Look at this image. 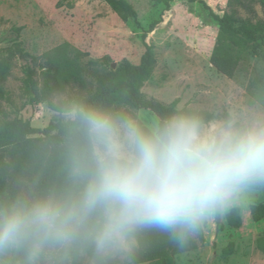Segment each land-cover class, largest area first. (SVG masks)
<instances>
[{"label":"clouds","instance_id":"clouds-1","mask_svg":"<svg viewBox=\"0 0 264 264\" xmlns=\"http://www.w3.org/2000/svg\"><path fill=\"white\" fill-rule=\"evenodd\" d=\"M58 108L63 179L0 195V264H137L149 233L183 247L264 189V108Z\"/></svg>","mask_w":264,"mask_h":264},{"label":"rangeland","instance_id":"rangeland-1","mask_svg":"<svg viewBox=\"0 0 264 264\" xmlns=\"http://www.w3.org/2000/svg\"><path fill=\"white\" fill-rule=\"evenodd\" d=\"M129 1L145 27L162 17V22L147 37L156 55L152 78L142 87L148 98L167 104L178 99L179 107L205 110L216 116L231 110L263 108L250 102L245 72L229 78L212 65L210 58L219 26L201 0H172L168 11H164V3L154 0ZM204 1L218 14L230 11L228 0ZM58 3L59 0H0V48L11 46L17 39L25 51L41 55L69 42L93 58L109 55L113 63L123 59L139 63L145 51L141 30L124 22L105 1L77 0L73 7ZM238 11L241 17L253 22L264 21V3L259 0L252 3L251 10L239 8ZM17 26H23L18 38L11 32ZM24 64L23 59H18L12 75L2 84L20 114L40 128L61 122L58 112L47 101L37 106L26 102L22 88ZM88 81L93 83L94 79L88 76ZM78 93L87 91L68 85L64 91L56 92L53 100L58 103ZM138 113L146 122L156 117L149 110ZM14 117L12 108L0 99V124L5 118ZM254 204L264 205V189L255 194L251 205ZM250 207H239L243 219L240 227L229 226L227 216L220 223L217 219L207 222L203 228L205 241L196 249L178 255L176 264H264V252L257 245L258 238L264 234V219L253 220ZM231 241L235 242V251L226 259L223 249Z\"/></svg>","mask_w":264,"mask_h":264},{"label":"trees","instance_id":"trees-1","mask_svg":"<svg viewBox=\"0 0 264 264\" xmlns=\"http://www.w3.org/2000/svg\"><path fill=\"white\" fill-rule=\"evenodd\" d=\"M76 1L59 0L58 4L68 3L73 7ZM103 1L124 22L141 30L140 38L145 51L139 63L123 59L114 68L111 56L93 58L69 42L41 55L25 51L17 39L11 46L0 48V99L6 101L15 114L14 118H5L0 124V195L15 191L18 187L56 185L63 179L58 147L63 134L62 122L51 123L45 128L33 126L31 119L20 114L10 92L2 85L12 75L18 59L25 61L21 67L22 88L26 102L32 106L47 101L50 108L58 112L59 102H54V94L64 91L68 85H77L87 93L73 96L134 112L149 110L156 117H164L179 107L178 99L167 104L148 98L142 92L144 84L152 78L156 64L155 51L147 42V37L162 22V17L145 27L129 0ZM154 1L164 3V11H168L172 0ZM254 1L228 0L230 11L224 14L215 12L204 0L200 2L219 26L210 58L212 65L229 78H235L238 72H245L250 102L264 108V21L253 22L238 13L239 8L251 10ZM259 1L264 3V0ZM22 29L23 26L12 27L11 32L18 38ZM88 76L94 79L93 83L88 81ZM200 111L209 118L216 116L205 110ZM250 211L253 220L264 219V205H251ZM217 221L220 223V219ZM227 223L231 227L242 225L240 208L227 215ZM204 241V229L183 247L170 243L166 236L149 233L137 264H176L178 255L196 249ZM257 245L264 252V234L258 238ZM234 251L235 242L231 241L223 249L222 255L227 259Z\"/></svg>","mask_w":264,"mask_h":264},{"label":"water","instance_id":"water-1","mask_svg":"<svg viewBox=\"0 0 264 264\" xmlns=\"http://www.w3.org/2000/svg\"><path fill=\"white\" fill-rule=\"evenodd\" d=\"M116 65H117V63H113V67H114V68L116 67Z\"/></svg>","mask_w":264,"mask_h":264}]
</instances>
